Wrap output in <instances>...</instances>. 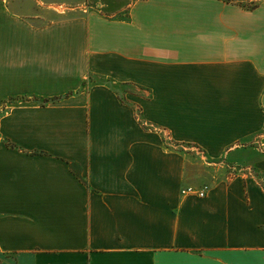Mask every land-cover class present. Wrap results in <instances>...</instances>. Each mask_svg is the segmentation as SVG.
Returning a JSON list of instances; mask_svg holds the SVG:
<instances>
[{"label":"crops","instance_id":"1","mask_svg":"<svg viewBox=\"0 0 264 264\" xmlns=\"http://www.w3.org/2000/svg\"><path fill=\"white\" fill-rule=\"evenodd\" d=\"M12 3L0 264H264V0H133L125 18L39 25L46 10ZM255 136L249 164L187 182L179 147L220 165Z\"/></svg>","mask_w":264,"mask_h":264},{"label":"rangeland","instance_id":"2","mask_svg":"<svg viewBox=\"0 0 264 264\" xmlns=\"http://www.w3.org/2000/svg\"><path fill=\"white\" fill-rule=\"evenodd\" d=\"M133 0H13V7L25 13H35L39 10H46L44 19H35L32 22L39 25L44 21L55 19L62 16L75 15L87 10H100L106 15L115 17H126L124 8ZM40 7V8H39ZM59 12H63L60 14ZM93 80L96 78H92ZM121 92L124 90H136L134 87H120ZM261 136L250 137L243 140L241 146L235 150L225 164H214L204 158L200 149L185 145L179 147L187 155V172L186 179L191 185H197L200 188L210 187L220 177L231 176L235 173L234 167L238 168L249 164L252 160L251 154L255 151L256 140ZM262 155V154H260ZM219 163V162H218ZM264 185V179H261ZM195 187V186H191Z\"/></svg>","mask_w":264,"mask_h":264},{"label":"built area","instance_id":"3","mask_svg":"<svg viewBox=\"0 0 264 264\" xmlns=\"http://www.w3.org/2000/svg\"><path fill=\"white\" fill-rule=\"evenodd\" d=\"M182 192L188 195H196L199 197H202L205 195L204 191H200L197 187H191V186L185 188Z\"/></svg>","mask_w":264,"mask_h":264}]
</instances>
